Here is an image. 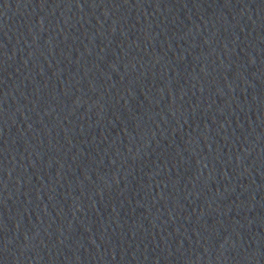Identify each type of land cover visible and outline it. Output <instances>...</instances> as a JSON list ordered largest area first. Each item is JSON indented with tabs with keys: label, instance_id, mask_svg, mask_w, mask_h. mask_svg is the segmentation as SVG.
Masks as SVG:
<instances>
[{
	"label": "water",
	"instance_id": "obj_1",
	"mask_svg": "<svg viewBox=\"0 0 264 264\" xmlns=\"http://www.w3.org/2000/svg\"><path fill=\"white\" fill-rule=\"evenodd\" d=\"M0 264H264V0H0Z\"/></svg>",
	"mask_w": 264,
	"mask_h": 264
}]
</instances>
